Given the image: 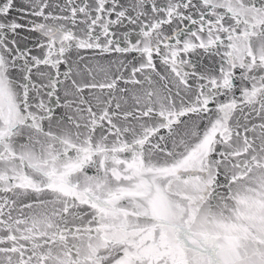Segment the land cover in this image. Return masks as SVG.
I'll use <instances>...</instances> for the list:
<instances>
[{
    "label": "snow or ice",
    "instance_id": "1",
    "mask_svg": "<svg viewBox=\"0 0 264 264\" xmlns=\"http://www.w3.org/2000/svg\"><path fill=\"white\" fill-rule=\"evenodd\" d=\"M0 264H264V0H0Z\"/></svg>",
    "mask_w": 264,
    "mask_h": 264
}]
</instances>
